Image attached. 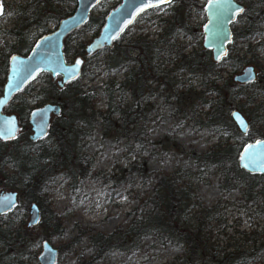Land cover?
<instances>
[{"label": "trees", "instance_id": "trees-1", "mask_svg": "<svg viewBox=\"0 0 264 264\" xmlns=\"http://www.w3.org/2000/svg\"><path fill=\"white\" fill-rule=\"evenodd\" d=\"M174 1L179 2L170 14L161 18V28L155 38L149 39L142 34L123 39L121 33L111 44L101 47L107 52L103 57L107 78L100 86L106 97L104 110L95 109V87L80 82V75L87 71V64L96 50L84 57L77 77L58 84L48 76L46 84L38 87L45 96L44 100L58 102L61 106L59 113L52 115L43 138L31 140L27 136L30 108L21 92H28L30 85L26 84L21 92L12 94L5 107L15 112L19 126L14 137L0 138V187L16 189L20 197L11 211L0 214V264H34L37 244L51 237L63 236L64 216L53 208L50 197L56 177L65 179L71 190L79 188L87 179H96L92 156L86 152L84 138L96 127L100 128L102 135L114 138L133 132L134 127L141 126L148 118L143 101L161 94L158 91L160 85L164 98L173 97L182 102L183 105L177 109L188 110V116L200 127L207 128L215 140L203 151L191 150L188 153L196 164L194 169L177 166L171 172L158 174L151 193L140 199V209L136 211L134 207L125 211L126 219L111 232H91V227L81 228L80 233L88 234L93 251L86 257L81 256L79 264H94L96 260H103L111 250L124 254L141 251L145 248L144 236L162 244L167 241L180 244V251L174 258L162 264H264L260 260L264 252V229L250 227L241 230L239 242L235 241L237 236L233 242L224 245L213 242L211 231L221 220L218 214L220 199L206 206L196 194L197 183L205 180L207 174H220L219 186L223 190L238 188L240 196L251 200L255 211L264 218V174L249 172L238 162V154L245 142L264 138V68L260 65L254 79L248 82L230 77L231 71L251 59L246 56L247 52L251 53L248 42L240 54L234 46L253 35L261 18L262 10L254 12L249 3L252 1L264 6V0H243L247 4L233 24L227 54L220 60H214L210 50L202 45L186 53L178 47L175 39L179 31L192 35H200L201 32L197 25L188 23L187 8L196 0ZM69 2L74 3V0L2 1L0 17L10 15L12 24L2 29L3 33L11 36V40L0 45V90L9 56L27 53L33 41L50 30L46 27L49 20L57 23L71 13L74 5L66 6ZM106 12L90 13L81 25L100 26ZM134 24L135 21L131 25ZM70 32L63 38L66 57L71 50L76 56L84 52L82 44L77 50L68 45ZM164 45L170 51L179 48L174 63L162 57ZM252 47L262 48L264 42L257 41ZM161 62L171 65L164 69L159 67ZM226 63L232 69L223 74ZM124 67L122 80H115L110 71ZM177 70L186 72L187 78L199 76L204 89L195 90L184 85L176 78ZM114 91L120 98L122 92L127 91L129 104L113 103ZM202 105H206L204 110ZM233 108L243 110V113L239 111L248 120L250 128L245 133L230 117L229 112ZM109 177L112 186L121 182L115 173ZM31 202L37 204L39 216L35 224L28 226L18 217V212L28 209ZM147 203L151 204L150 208L145 207ZM37 224L40 231L35 233L32 229ZM78 238L76 235L62 246L70 250V244Z\"/></svg>", "mask_w": 264, "mask_h": 264}, {"label": "rangeland", "instance_id": "rangeland-1", "mask_svg": "<svg viewBox=\"0 0 264 264\" xmlns=\"http://www.w3.org/2000/svg\"><path fill=\"white\" fill-rule=\"evenodd\" d=\"M15 3L23 0H10ZM115 0H101L92 9V14L106 12ZM244 2V1H243ZM244 4H247L244 2ZM74 3H66V6ZM249 6L254 12L262 10L261 18L257 24V29L247 41L237 42L234 46L238 54L244 51L245 47L250 46L251 53L246 56L251 57L246 64H252L257 70L261 65L264 68V47H252L257 41L264 42V6L257 2H250ZM168 8H155L146 12L137 20V22L122 35V38H134L142 35V26L146 24V37L153 39L156 37L153 31L157 25L152 22L154 15L158 13H167ZM201 13H196L188 21L190 25L199 23L203 20ZM151 17V22L145 18ZM10 15L0 17V45L4 41L11 40L8 35H1L2 28L11 26ZM56 22L49 20L47 28H54ZM99 25L89 24L81 25L69 33L68 45L74 50L79 49L80 44L84 45L97 33ZM196 29V28H195ZM38 32V31H37ZM155 33V32H154ZM200 35H192L179 31L175 41L178 47H181L183 53L189 50H196L201 46ZM157 46H159L157 44ZM162 57L174 63L177 60V50L179 48L168 50L167 46L162 47ZM104 48H98L90 57L87 64V71L80 75V82L95 87L97 100L95 109H105V94L100 88L107 78V72L103 67V57L106 55ZM83 53L79 55L83 56ZM76 54L71 50L68 53V60H72ZM229 60H227L228 62ZM163 62V60H162ZM160 63L159 67L167 69L170 63ZM130 65V63H129ZM224 73H228L232 67L227 63L223 65ZM241 67L231 71L230 77L239 72ZM126 67L120 70H111L110 74L115 80H122ZM176 78L189 85L195 90H203L204 85L199 76L187 78V73L183 70L175 72ZM50 76L47 72H40L28 83L30 90L21 92L22 96L28 101V107L32 108L46 102L44 94L38 91V87L46 84V79ZM158 96L148 99L143 107L147 112L148 118L141 126L133 128V132L127 135H120L116 138L102 135L100 128L96 127L92 133L84 138L87 142L86 152L92 156V169L96 179H87L80 184L79 188L71 190L65 179L56 177L54 185L50 191V197L53 200V208L61 212L64 216L63 226L64 234L61 237L48 238V242L56 247L57 257L55 264H79L81 256H88L92 253L88 234L80 233L83 227H91L92 231L111 232L114 227L126 219L125 211L134 207L136 211L140 209V199L151 193V188L155 177L162 172H171L177 166L184 169H194L196 164L190 158L188 153L205 150L215 137L208 133L207 128L200 127L188 115V110L181 111L177 109L183 103L174 100L173 97L164 98V90L160 85L158 87ZM43 99V100H42ZM113 103L129 104L130 96L127 91L122 92V98L114 91ZM14 102V101H13ZM204 110L206 105H202ZM242 113L243 110L239 109ZM5 112L13 111L5 107ZM115 117L116 114L114 113ZM195 118V116L193 117ZM249 127V126H248ZM250 128V127H249ZM135 130V132H134ZM30 131V130H29ZM224 135V133H222ZM233 140V139H230ZM201 167V166H199ZM111 173L116 174V178L121 182L117 186H112ZM122 175V177H121ZM221 175L209 173L205 180L197 183L196 194L199 200L206 206L212 205L217 199H220V223L212 229L213 242L224 245L227 242L240 241L241 230H248L250 227L264 229V218L255 211V205L251 200H246L240 196L239 190L232 187L223 190L220 186ZM8 189L0 187V190ZM20 195L18 194V199ZM145 207H151L147 203ZM18 217L26 222L28 218V209H20ZM33 232L40 231V225L33 226ZM78 235L79 238L70 244L68 250L62 246L63 243ZM144 249L135 253L124 254L121 251L111 250L106 254L103 260H96L94 264H162L171 261L180 251V244L167 241L162 244L158 240H151L149 236L143 237ZM41 243L37 244V253L40 250ZM264 261V252L260 256ZM34 264H38L35 259ZM246 264H251L247 262Z\"/></svg>", "mask_w": 264, "mask_h": 264}, {"label": "water", "instance_id": "water-1", "mask_svg": "<svg viewBox=\"0 0 264 264\" xmlns=\"http://www.w3.org/2000/svg\"><path fill=\"white\" fill-rule=\"evenodd\" d=\"M99 1L101 0H74L71 13L59 19L54 28L38 36L27 53L9 56L5 78L0 90L1 139L14 137L19 126L15 112L3 110L13 93L22 90L40 72H47L52 78H57L58 84L78 76L83 57L77 55L72 60H68L63 51V38L68 32L87 20L93 7ZM167 3H169L168 0H163V2L162 0H120L105 13L97 33L84 45L83 56H87L104 45L111 44L112 40L116 39L140 12ZM204 8L205 20L201 26V44L210 50L214 60H220L227 54V45L232 39L230 24L241 13H237L236 9H244V5L238 0H207ZM77 61L80 62L78 66ZM73 69H75L74 74L71 71ZM254 76L253 66L246 64L232 78L239 82H248ZM60 108L58 102L50 101L30 108L27 117L30 126L28 138L36 140L46 136L51 116L58 114ZM229 114L237 128L245 133L248 129V121L245 116L236 108L231 109ZM236 115L243 120V126L236 120ZM238 162L249 172L264 174V138H255L245 142L238 154ZM17 199L16 189L0 190V214L3 215L11 211L17 203ZM28 213L26 224L30 226L37 222L39 216V209L35 202L29 204ZM56 257V247L47 240H42L37 254L38 264H55Z\"/></svg>", "mask_w": 264, "mask_h": 264}, {"label": "flooded vegetation", "instance_id": "flooded-vegetation-1", "mask_svg": "<svg viewBox=\"0 0 264 264\" xmlns=\"http://www.w3.org/2000/svg\"><path fill=\"white\" fill-rule=\"evenodd\" d=\"M2 1L3 0H0V3H1V9H0V14H1V11H2ZM119 1L120 0H115L114 2V6L117 4V3H119ZM206 1L207 0H196L195 2H193V3H191L190 5H189V7L187 8L188 10V14H189V20L191 19V17H193L196 13H198V12H200L201 14L200 15H202V17H203V20H202V22H201V24H200V28H201V26H202V24H203V22H204V20H205V15H204V12H205V8H204V6H205V3H206ZM238 1H240L243 5H244V7H245V4H244V2H243V0H238ZM178 2L179 1H174V0H172L171 2H169V3H167V4H161V5H159V6H153V7H150V8H147V9H145L144 11H142V12H140L136 17H135V19L133 20V22L132 23H134V21H135V23L137 22V20L139 19V18H141V16L142 15H144L146 12H149V11H151V10H154L155 8H163V7H167L168 8V12H167V14H170V12H171V10H172V8H173V6H176L177 4H178ZM114 6H112V7H114ZM244 10V9H243ZM239 15V14H238ZM237 15V16H238ZM147 19H151V17H148V18H145V20H147ZM236 19H237V17H236ZM235 19V20H236ZM235 20L230 24L231 25V30L233 29V24H234V22H235ZM132 23H130L124 30H123V34L125 33V32H127V30H129V28H131L132 27ZM195 25H197V26H199V23H196ZM146 26V24H144L142 27H145ZM8 27H10V26H6V28H8ZM100 27V26H99ZM5 28V27H4ZM3 29V28H2ZM99 29V28H98ZM1 32H2V30H1ZM201 36H202V30H201ZM126 39V38H125ZM201 40H202V37H201ZM202 45V44H201ZM81 56V55H80ZM83 57V60H84V56H82ZM252 65V64H251ZM253 66V65H252ZM242 68V67H241ZM253 68H254V66H253ZM254 70H255V75H256V69L254 68ZM39 74V73H38ZM255 77V76H254ZM57 82H58V80H57V78H54ZM254 79V78H253ZM4 108H5V106H4ZM4 108H3V110H4ZM52 117V116H51ZM246 118V117H245ZM247 119V118H246ZM248 121V120H247ZM249 126V125H248Z\"/></svg>", "mask_w": 264, "mask_h": 264}, {"label": "snow or ice", "instance_id": "snow-or-ice-1", "mask_svg": "<svg viewBox=\"0 0 264 264\" xmlns=\"http://www.w3.org/2000/svg\"><path fill=\"white\" fill-rule=\"evenodd\" d=\"M162 2H163V0H162ZM168 2H170V0H168ZM243 11V9H236V12L237 13H239V12H242ZM217 58L219 59V55L217 56ZM79 61H77V66L79 65ZM71 71H73V74L75 73V69H73V70H71ZM236 120L238 121V122H240V124L243 126V124H244V122H243V120L238 116V115H236ZM258 143H260V142H258ZM246 167H247V165H245Z\"/></svg>", "mask_w": 264, "mask_h": 264}]
</instances>
